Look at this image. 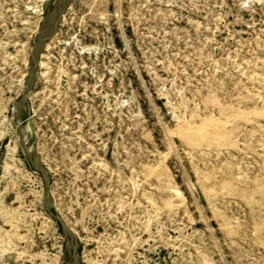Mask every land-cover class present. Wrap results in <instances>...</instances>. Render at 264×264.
<instances>
[{
    "label": "rangeland",
    "instance_id": "rangeland-1",
    "mask_svg": "<svg viewBox=\"0 0 264 264\" xmlns=\"http://www.w3.org/2000/svg\"><path fill=\"white\" fill-rule=\"evenodd\" d=\"M0 0V264H264V0Z\"/></svg>",
    "mask_w": 264,
    "mask_h": 264
},
{
    "label": "water",
    "instance_id": "water-1",
    "mask_svg": "<svg viewBox=\"0 0 264 264\" xmlns=\"http://www.w3.org/2000/svg\"><path fill=\"white\" fill-rule=\"evenodd\" d=\"M69 3L70 0H53L37 29L28 60L29 70L24 79L25 90L21 96L22 104H27V95L33 87L38 57L43 51L46 43L55 34V31L62 19L63 14L68 8ZM26 154L27 160L31 167L34 169V171L41 175L45 208L49 212L51 218L59 224L61 234L65 239V254L67 256V260L64 264H79L78 243L73 232L67 227L62 217L56 213L49 193V177L42 166L41 160L35 153L31 154L29 151H27Z\"/></svg>",
    "mask_w": 264,
    "mask_h": 264
},
{
    "label": "bare ground",
    "instance_id": "bare-ground-1",
    "mask_svg": "<svg viewBox=\"0 0 264 264\" xmlns=\"http://www.w3.org/2000/svg\"><path fill=\"white\" fill-rule=\"evenodd\" d=\"M41 21H42V20H41ZM38 27H39V26H38ZM38 27L36 28V31H35L34 34H36ZM40 55H41V54H40ZM40 55H39V57H40ZM39 57H38V59H39ZM37 65H38V66H42V64H41L39 61H37ZM66 225H67V224H66ZM67 227L73 232L74 235H76L72 228H70L68 225H67Z\"/></svg>",
    "mask_w": 264,
    "mask_h": 264
},
{
    "label": "flooded vegetation",
    "instance_id": "flooded-vegetation-1",
    "mask_svg": "<svg viewBox=\"0 0 264 264\" xmlns=\"http://www.w3.org/2000/svg\"><path fill=\"white\" fill-rule=\"evenodd\" d=\"M64 258H65V261H66V260H67V256H66V254H65Z\"/></svg>",
    "mask_w": 264,
    "mask_h": 264
}]
</instances>
